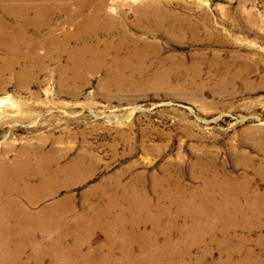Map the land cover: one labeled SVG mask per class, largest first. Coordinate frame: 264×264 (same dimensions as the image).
Masks as SVG:
<instances>
[{"label":"rangeland","instance_id":"obj_1","mask_svg":"<svg viewBox=\"0 0 264 264\" xmlns=\"http://www.w3.org/2000/svg\"><path fill=\"white\" fill-rule=\"evenodd\" d=\"M92 1L103 8L84 14L106 20L79 35L78 0L37 23L0 8L36 41L4 65L0 48V159L23 165L8 183L17 204L0 203V262L264 264L249 203L264 191V0ZM49 32L109 54L83 53L77 74L67 52L36 60ZM227 186L251 211H200L203 190Z\"/></svg>","mask_w":264,"mask_h":264},{"label":"bare ground","instance_id":"obj_2","mask_svg":"<svg viewBox=\"0 0 264 264\" xmlns=\"http://www.w3.org/2000/svg\"><path fill=\"white\" fill-rule=\"evenodd\" d=\"M10 1L15 2L14 3L15 6L8 5L7 2H10ZM53 2H55V3H53ZM68 2H69V0H68ZM76 5H77V9H76L77 11L76 12L83 15L82 22L76 23V26H75L77 28V30H76L77 35H79V33H81V32H84V31L86 32L87 30L90 31V30H95L99 27H102V25L100 24L101 22H99V19L102 20L103 25H104V21L106 20V16H103V17L99 16L100 13L97 16V12L84 14V12L89 7L95 6L96 11L102 9L103 8L102 1L93 2L92 0H78ZM46 7L51 9L52 13H54L56 11L68 12V10H69V5H67V0H0V8L1 9H3V10L6 9L9 11H15L14 13L16 15L14 17L17 20H22V21L25 20L26 23H29L31 21H34L37 23V22H39V18H42V16L43 17L49 16L50 14L47 12ZM30 11L33 12V17L31 19L27 18V13ZM97 17L99 19H97ZM69 18H72V16ZM12 27L13 26L7 25V23L0 20V48L4 49L5 53H6L5 59L3 61H1L3 65L10 60L20 58L21 55L24 54V53L20 52V50L22 48H24L26 50L28 49V52L24 56V58L31 57V55H32L31 49L36 46L35 38H32L30 35L26 36L24 34V32H21L19 30L18 27H13V28ZM87 34H88V32H87ZM77 35H75L74 38ZM125 38H126V35L121 34V36L119 38V43L122 44L123 43L122 41H125L124 40ZM69 39H70V34L66 33L65 35H63V38L59 39L58 44L53 45L52 43L56 39H55L54 34L52 32H49L48 38H47V40L49 41V44H47L45 42V45L42 43V46H40V47H43L44 54L41 56L39 53L35 54L34 58L36 60H41L43 58L45 59L46 57L51 56L53 51L67 52L68 55L71 57V59H75V60H71L68 69H73L74 70L73 73L77 74V73H79V71L81 70L82 67L85 68L86 66H88V64H90L87 60H84L82 58L83 53L84 54L92 53L95 56L99 55L100 57H104V56L109 54V51L107 48H103V50H98V48H96V47L92 48L91 46H89L87 48L85 46H81V47H77V48L71 47V46H69V43H68ZM94 49L97 51L96 53L93 52ZM120 49H122L121 45H118V47H116V49H115V52H119ZM94 58H93V60H94ZM8 59H10V60H8ZM19 167H23V165L18 166V165H16V163L15 164L12 163L11 165H4L3 160L0 159V174L7 172L8 171L7 169H9V168H12V172H11L10 176L2 177V175H0V203L11 202V201L15 200L12 197V190H13L14 186L12 185L10 187L8 185V183L12 182V179H13L14 174H15V170H17ZM205 189H207V188H205ZM227 189H228V192H226V193L228 194V196H224L223 198L216 197L215 194L212 192L209 194L208 193L209 189H207V191L203 190L200 193L201 197L202 196H207V197H205L206 202H201V204H203V206L201 205L200 211L204 210V208L206 207V203H210L213 207L217 206V205L221 206L220 209L215 210V212L213 211V215L211 216L212 218L227 217L229 215L238 216L239 213H240L239 217H241V215L245 212L246 209L248 211H251V209L246 206L250 203V204H252L253 209H254V211H252L253 215L255 216V214H256L257 216H261V217L263 216L264 217V191L262 192V198H260L258 196L256 198H252L251 199L252 202H249L246 205H243L241 208L238 209L236 207L238 204V201H236V198L239 196V194H242L243 192H244L243 195L246 198V190L244 191L243 188H240L239 190H235L231 186H227ZM27 192H29V190H27ZM237 194H238V196H237ZM13 203L17 204L16 201H13ZM227 203H228V206L225 208V204H227ZM24 210L27 211L26 209H24ZM20 214H24L22 209H19V211H18V216ZM253 215H252V217H254ZM62 216H61L60 221L64 222V219L62 218ZM57 218H60L59 214L57 215ZM15 226L18 227L17 224H15L14 227ZM25 228L26 227H24L22 229H18V228L17 229L21 230L23 232L28 231V230H25ZM3 249H7V248H3ZM13 250L14 249H12V251ZM10 254H12V253H10ZM57 256L60 259H67L70 261V257L67 254H65L64 251H61V250L57 251ZM147 256H149V255H147ZM124 257H125V254L123 255V258ZM123 258H121V259L123 260ZM14 260L15 259H13V261ZM154 261H157V259L152 258V257H148L146 259H143V258L138 259L134 263H140V262L154 263ZM7 263L8 262H5V263L0 262V264H7Z\"/></svg>","mask_w":264,"mask_h":264}]
</instances>
